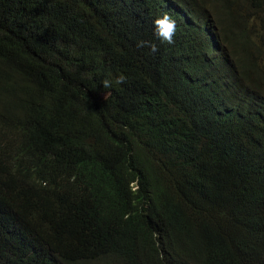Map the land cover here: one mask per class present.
Instances as JSON below:
<instances>
[{
	"label": "trees",
	"instance_id": "obj_1",
	"mask_svg": "<svg viewBox=\"0 0 264 264\" xmlns=\"http://www.w3.org/2000/svg\"><path fill=\"white\" fill-rule=\"evenodd\" d=\"M185 1L164 102L148 10L0 0V264H264V0Z\"/></svg>",
	"mask_w": 264,
	"mask_h": 264
},
{
	"label": "clouds",
	"instance_id": "obj_2",
	"mask_svg": "<svg viewBox=\"0 0 264 264\" xmlns=\"http://www.w3.org/2000/svg\"><path fill=\"white\" fill-rule=\"evenodd\" d=\"M116 8L132 17H142L144 15V10L149 11V15L144 19L143 24V35L148 34V43L145 41H140L138 47L148 48L145 51L144 58L147 66L152 63L155 67L152 69L156 72L157 85L155 87L154 93L159 96L157 98L164 102L170 101L163 96V91L168 89L164 78L162 76V71L166 74L170 65L175 61H178L179 57H184L182 54L180 56L181 50L183 49L186 40L194 35L198 41V36H200L209 48H213V45L217 43L220 35L219 30L213 20L207 14H202L194 10V8L185 0H115ZM177 44L173 48V45ZM167 46V50L163 51V55H158V46ZM172 53H177L173 55ZM139 57H142L139 51ZM211 58L208 60V64L214 65L215 69L218 70L220 64L219 56L216 53L210 55ZM162 68V70H161ZM126 77L120 74L115 79L116 84H124ZM104 88H110L112 86V81L104 80L102 82ZM158 87H166L164 90H160L156 93ZM165 99V100H163ZM186 100L182 103L185 104ZM205 101L200 102L202 106ZM179 116L182 115L184 123H188L191 127H199V124L190 118L189 115L186 116L185 109L179 106L178 108ZM202 118V116H200Z\"/></svg>",
	"mask_w": 264,
	"mask_h": 264
},
{
	"label": "rangeland",
	"instance_id": "obj_3",
	"mask_svg": "<svg viewBox=\"0 0 264 264\" xmlns=\"http://www.w3.org/2000/svg\"><path fill=\"white\" fill-rule=\"evenodd\" d=\"M108 96H109V93L108 92L100 93V94L97 95V100L104 101V100H106L108 98Z\"/></svg>",
	"mask_w": 264,
	"mask_h": 264
}]
</instances>
